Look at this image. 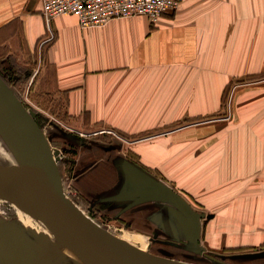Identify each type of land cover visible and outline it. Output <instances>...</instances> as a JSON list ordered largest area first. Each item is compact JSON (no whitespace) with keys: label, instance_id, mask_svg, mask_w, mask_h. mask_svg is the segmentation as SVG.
Returning a JSON list of instances; mask_svg holds the SVG:
<instances>
[{"label":"crops","instance_id":"obj_1","mask_svg":"<svg viewBox=\"0 0 264 264\" xmlns=\"http://www.w3.org/2000/svg\"><path fill=\"white\" fill-rule=\"evenodd\" d=\"M40 10L41 0H0V60L30 62L28 88L70 127L62 149L73 161L63 167L76 194L99 199L115 220L135 207L129 222L141 225L157 220L156 199H170L157 194L156 175L174 179L221 212L219 227L243 221L229 225L227 243L240 229L239 248L263 244L264 121L251 115L259 101H233L245 108L243 127L235 111L226 127L215 118L227 87L240 98L264 90V0H183L154 26L135 16L90 29L70 15L46 22ZM220 199L239 200L222 210Z\"/></svg>","mask_w":264,"mask_h":264},{"label":"rangeland","instance_id":"obj_2","mask_svg":"<svg viewBox=\"0 0 264 264\" xmlns=\"http://www.w3.org/2000/svg\"><path fill=\"white\" fill-rule=\"evenodd\" d=\"M33 68V65L30 62L25 63V60H13L11 62L0 60V77L12 90L25 110L28 113L35 114L33 120L42 131L51 154L55 158H59L57 167L61 177L63 192L66 198L81 210L85 216L107 231L120 232L127 237L140 239L142 244L145 245L146 252L159 257L187 264H264V243L253 247L239 248L242 247V239L244 237L240 229L235 228L234 236L231 234V237L234 240H239V242L237 244L227 243V239L229 240V225H237L242 228V220L234 219L226 227H223L225 224L219 227L217 223H222V220H220L221 212L212 211L208 199H203V201L202 199H191L184 190L182 191L179 188V185H176V180L174 179L172 186H168L163 179L156 175V183L161 186V189L157 187V194L162 195V190L165 189L166 197L170 199L163 197L156 199L157 220H149L141 225H137V220H133V223L129 222V219L139 215L137 213L131 214L132 210L136 209L135 207H132L131 211L126 212L121 218L119 217V219L115 220L116 213L107 214L101 210L99 199H85L78 193L76 194L73 186L66 180L68 173L63 167V161H67V159V163H72L73 161V157L65 156L66 151L62 149L63 144H68L66 143L68 140L66 135H69L72 131L68 125L61 123L62 120L54 104L47 100L43 101L39 93L35 92L34 87L28 88L27 78L33 72ZM237 87H227L225 91L222 113L215 118L220 121L215 124L220 128L226 127L229 122L231 124L234 119V111L238 115V118L235 119L237 128L243 127V124L248 121L244 119L245 108H233V101L236 102L237 100H258L259 103L252 108L255 112L251 115L260 112V117L264 121V90L260 92L259 90L253 91L245 98H240L239 94L235 95L234 90ZM184 126H187V124L174 125L169 130L179 129ZM103 131H107V129ZM106 135L112 136L110 134ZM113 140L123 143L121 142L123 139L113 137ZM125 141L127 143L133 142ZM0 164L8 168L18 166L12 151L1 135ZM177 168H179V165H177ZM190 182L193 183L194 180H185V183ZM235 200L239 199H220V203L223 202L221 207H224L220 209L225 210L228 204L233 201L236 202ZM136 203L138 202L136 201ZM11 206L17 208L14 204L0 199V215L3 218H0V226L15 224L16 227L27 229L17 220L19 218L17 211ZM217 227L222 232H215ZM211 232L213 235H211ZM28 233L31 236L33 234L31 232ZM32 238L34 237L32 236ZM51 242L57 243L60 247V244L65 245L57 237L53 238Z\"/></svg>","mask_w":264,"mask_h":264},{"label":"water","instance_id":"obj_3","mask_svg":"<svg viewBox=\"0 0 264 264\" xmlns=\"http://www.w3.org/2000/svg\"><path fill=\"white\" fill-rule=\"evenodd\" d=\"M33 117L0 77V135L18 163L15 168L0 164V199L63 231L77 257H69L45 236L9 224L0 226V264H187L136 249L68 200L59 158L51 154Z\"/></svg>","mask_w":264,"mask_h":264},{"label":"built area","instance_id":"obj_4","mask_svg":"<svg viewBox=\"0 0 264 264\" xmlns=\"http://www.w3.org/2000/svg\"><path fill=\"white\" fill-rule=\"evenodd\" d=\"M183 0H41V15L46 22L70 15L81 29L99 28L115 19L144 16L154 26L167 14L175 12ZM116 139L118 133L107 130Z\"/></svg>","mask_w":264,"mask_h":264},{"label":"bare ground","instance_id":"obj_5","mask_svg":"<svg viewBox=\"0 0 264 264\" xmlns=\"http://www.w3.org/2000/svg\"><path fill=\"white\" fill-rule=\"evenodd\" d=\"M11 207L17 211V215L19 217L17 220L25 228L29 229L31 232L35 233L36 235L45 236L49 241H52L53 238H55V237H57L58 239H61L65 243V245L60 244L62 249L64 250V252L69 257H74V258L77 257L74 254V252L72 251L74 247H73V244L71 243V240L66 236V234L63 231H61L58 228L51 227L49 224L45 223V221H42L41 219H39L35 216L29 215L27 212H25L24 210H22L19 207H17V208L14 206H11ZM0 218L3 219L1 215H0ZM108 232L112 236L124 241L125 243L135 247L136 249L143 251V252H146L145 247H144L145 245L142 244L140 239H136L134 237H127L120 232H115V231H111V232L108 231Z\"/></svg>","mask_w":264,"mask_h":264}]
</instances>
